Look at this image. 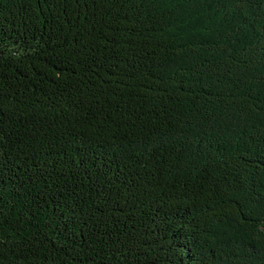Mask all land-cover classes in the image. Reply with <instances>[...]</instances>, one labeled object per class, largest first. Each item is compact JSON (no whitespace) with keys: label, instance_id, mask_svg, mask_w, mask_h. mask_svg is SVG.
Returning a JSON list of instances; mask_svg holds the SVG:
<instances>
[{"label":"trees","instance_id":"1","mask_svg":"<svg viewBox=\"0 0 264 264\" xmlns=\"http://www.w3.org/2000/svg\"><path fill=\"white\" fill-rule=\"evenodd\" d=\"M0 264H264V0H0Z\"/></svg>","mask_w":264,"mask_h":264}]
</instances>
